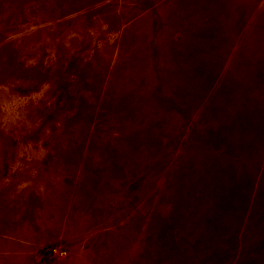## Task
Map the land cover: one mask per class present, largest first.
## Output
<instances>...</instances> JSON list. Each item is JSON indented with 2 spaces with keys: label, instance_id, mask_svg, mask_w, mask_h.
<instances>
[{
  "label": "rangeland",
  "instance_id": "rangeland-1",
  "mask_svg": "<svg viewBox=\"0 0 264 264\" xmlns=\"http://www.w3.org/2000/svg\"><path fill=\"white\" fill-rule=\"evenodd\" d=\"M0 264H264V0H0Z\"/></svg>",
  "mask_w": 264,
  "mask_h": 264
}]
</instances>
